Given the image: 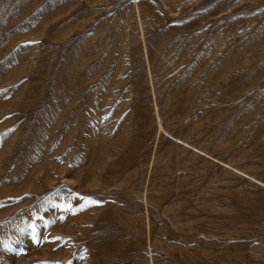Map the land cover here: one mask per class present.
Masks as SVG:
<instances>
[{
  "label": "rangeland",
  "instance_id": "374dc122",
  "mask_svg": "<svg viewBox=\"0 0 264 264\" xmlns=\"http://www.w3.org/2000/svg\"><path fill=\"white\" fill-rule=\"evenodd\" d=\"M0 264H264V0H0Z\"/></svg>",
  "mask_w": 264,
  "mask_h": 264
},
{
  "label": "snow or ice",
  "instance_id": "6c2138e0",
  "mask_svg": "<svg viewBox=\"0 0 264 264\" xmlns=\"http://www.w3.org/2000/svg\"><path fill=\"white\" fill-rule=\"evenodd\" d=\"M57 239H59V238H57Z\"/></svg>",
  "mask_w": 264,
  "mask_h": 264
}]
</instances>
